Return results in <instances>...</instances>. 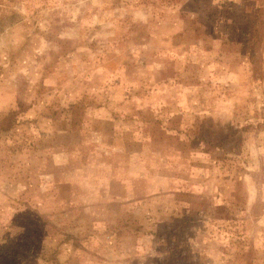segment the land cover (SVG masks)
Wrapping results in <instances>:
<instances>
[{
    "label": "rangeland",
    "instance_id": "obj_1",
    "mask_svg": "<svg viewBox=\"0 0 264 264\" xmlns=\"http://www.w3.org/2000/svg\"><path fill=\"white\" fill-rule=\"evenodd\" d=\"M1 19L0 264H264V0H0ZM75 127L78 154L45 155Z\"/></svg>",
    "mask_w": 264,
    "mask_h": 264
},
{
    "label": "trees",
    "instance_id": "obj_2",
    "mask_svg": "<svg viewBox=\"0 0 264 264\" xmlns=\"http://www.w3.org/2000/svg\"><path fill=\"white\" fill-rule=\"evenodd\" d=\"M11 17H13V16H10V18ZM9 19V18H8ZM7 20V19H6ZM4 22V20H0V24L1 23H3ZM2 31V27L0 26V32ZM106 101V103L108 102V99H106L105 100ZM99 105V104H98ZM18 106L21 108V105H19L18 104ZM77 107H79V108H81L82 107V105L80 104V100L79 101H77L76 103H73L72 105H68V108L66 109V110H61L60 112L64 115V120H65V123L67 122V121H70V120H72V118H73V116H72V114H75V112H76V110H75V108H77ZM74 110H75V112H74ZM16 115L15 114H13V112H9V113H7L1 120H0V126L3 124V128L2 129H0V131H2V132H4L5 134L7 133V134H9L10 136H13V133H14V129L12 128V123H13V121H14V117H15ZM94 120V119H93ZM136 120H138V116L136 117ZM150 126H151V128H150V130L152 129V127H153V124L154 123H158L160 120H158V119H152V118H148V120H145ZM150 121H152V122H150ZM106 122H111V121H106ZM68 123V122H67ZM133 124H135V122L133 123ZM159 124V123H158ZM14 125V124H13ZM16 126L14 125V128H15ZM76 129L74 130V129H72V128H68V129H62V132H61V134H58V135H56V136H54V137H48V136H46V138H45V140H50V143L46 146V148L44 149V153H45V155H48V154H50V153H52L53 151H55V150H58L59 148L60 149H62L63 148V146H62V144H60V143H58L57 142V139L60 137V136H66V137H70L71 138V140H73V145H74V147H75V149H76V154H78L79 153V150L78 149H80L81 147H80V143H77V139L79 138L80 139V137H81V135H78V133H79V130H77L78 128L77 127H75ZM153 132V131H152ZM152 132H149V136H148V138H150L151 137V135H150V133H152ZM123 135H124V133H122ZM125 136V135H124ZM70 140V141H71ZM36 142L39 144L40 142H41V139L40 140H36Z\"/></svg>",
    "mask_w": 264,
    "mask_h": 264
}]
</instances>
